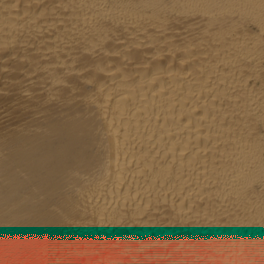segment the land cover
I'll list each match as a JSON object with an SVG mask.
<instances>
[{"label":"bare ground","instance_id":"1","mask_svg":"<svg viewBox=\"0 0 264 264\" xmlns=\"http://www.w3.org/2000/svg\"><path fill=\"white\" fill-rule=\"evenodd\" d=\"M0 264H264V0H0Z\"/></svg>","mask_w":264,"mask_h":264}]
</instances>
